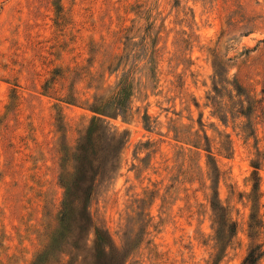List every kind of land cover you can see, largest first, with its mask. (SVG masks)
Wrapping results in <instances>:
<instances>
[{
  "label": "rangeland",
  "instance_id": "374dc122",
  "mask_svg": "<svg viewBox=\"0 0 264 264\" xmlns=\"http://www.w3.org/2000/svg\"><path fill=\"white\" fill-rule=\"evenodd\" d=\"M0 264H264V0H0Z\"/></svg>",
  "mask_w": 264,
  "mask_h": 264
},
{
  "label": "trees",
  "instance_id": "16d2710c",
  "mask_svg": "<svg viewBox=\"0 0 264 264\" xmlns=\"http://www.w3.org/2000/svg\"><path fill=\"white\" fill-rule=\"evenodd\" d=\"M130 31V29L128 30ZM126 41H128V37L126 36ZM140 45V43H139ZM154 46V45H153ZM128 45L125 42V48H127ZM150 63V62H148ZM151 74V73H150ZM214 86H217L216 84ZM132 81L130 80V75L129 74H124L122 78H120V80L117 82V84L111 88L106 90L105 92H103L102 94L99 95H95L93 102L89 105L90 110H92L94 113L97 114H101V115H105L106 114V110H110L113 109L116 111V114H120L122 116H124L128 110L131 109V96H132ZM98 130L97 128V124L93 123L89 129L86 131L87 133L83 136V140H85L84 144L81 143V151L83 152V154H81V159H86L84 152L86 151V144L88 142V140L90 139V137ZM119 144H122L123 141L121 142L120 140H116ZM117 157L118 155L115 154L114 156H112L110 158V160H108V166L106 167V170L101 171L100 175L103 177H105L107 175V173H110L112 171L117 170L118 166H117ZM255 169L257 170L258 167L254 166ZM257 171H254V176H256L257 178ZM63 186L67 187L66 184L64 183V181H62ZM101 184V183H100ZM99 184V185H100ZM254 189L256 191H258V184L256 183L254 185ZM92 189L90 188V190L88 191V193L86 194V201L89 200L90 194H91ZM215 196L217 197V191H214ZM69 192H68V188L66 189L65 192V200L63 202V206L62 209L60 211V220L63 221L65 214H66V202L69 198ZM211 206L213 208V210H221L219 206H217V204H215L213 201H211ZM225 218V217H224ZM253 218V216L251 217ZM226 221H229V218L227 217L225 219ZM226 225V224H225ZM228 228L230 227V229H228V233H231L232 235L234 234L235 230H236V225L235 223H230L227 224ZM252 224H250L249 226H251ZM230 230V231H229ZM101 231L96 229L95 230V237H94V241L96 244L104 246V250L109 248V250H112L111 244L109 243V240H106L105 238H103V236L100 233ZM50 243L47 244L45 246V248L39 253V255L36 258V261H40V259L42 257L45 256V254L48 253V249H49ZM252 256V251L249 253V257Z\"/></svg>",
  "mask_w": 264,
  "mask_h": 264
}]
</instances>
